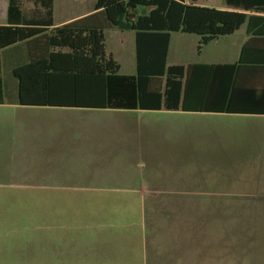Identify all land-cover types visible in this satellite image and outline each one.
<instances>
[{
    "label": "crops",
    "instance_id": "crops-1",
    "mask_svg": "<svg viewBox=\"0 0 264 264\" xmlns=\"http://www.w3.org/2000/svg\"><path fill=\"white\" fill-rule=\"evenodd\" d=\"M77 1L76 14L58 20L53 14L55 27L96 13L93 0ZM223 4L219 10L231 11ZM26 5L35 7L32 0H20L21 10ZM7 9L8 0H0V26L7 25ZM246 14L247 24L200 50L198 36L170 34L166 66L194 67L187 71L183 108L177 111L19 106L12 69L68 50L50 47L46 35L0 50V72L7 70L8 78L14 79L6 83L0 76L4 90L0 109L6 108L0 112V137L8 144L0 149L5 160L2 166L24 178L32 177L20 187L36 190L34 199L143 201L153 212H159L156 206L163 201L264 200V177L246 180H252L256 195L245 192L237 197L212 192L213 182H195L188 175L165 178L168 168L192 167L180 158L191 157L197 148L192 141L204 125L211 131L206 135L211 150L222 152L226 140L242 142L239 147L253 150L255 159L264 165V14ZM105 37V55L119 66L118 74L135 76V35H111L114 51L109 54ZM231 130L238 135L228 137ZM159 173L163 179L157 178ZM92 229L76 239L77 263L152 264L151 236L143 235L135 247L128 235H116L106 226ZM156 230L154 237L162 240L161 229Z\"/></svg>",
    "mask_w": 264,
    "mask_h": 264
},
{
    "label": "rangeland",
    "instance_id": "rangeland-1",
    "mask_svg": "<svg viewBox=\"0 0 264 264\" xmlns=\"http://www.w3.org/2000/svg\"><path fill=\"white\" fill-rule=\"evenodd\" d=\"M77 2L55 0V18L76 14ZM223 2L198 0L197 5L218 9ZM24 10L31 16L34 13L29 5ZM120 33L114 28L103 31L107 54L114 51L111 35H134ZM0 76L6 83L14 81L7 70ZM205 127L197 130V139L192 141L197 148L191 157L180 158L192 167L168 168L165 178L188 175L195 182H213L212 192L256 195L252 180L246 181L264 177V165L255 159V152L244 151L239 147L243 143L234 140H226L222 152L211 150L207 143L211 131ZM237 135L235 130L227 132L228 137ZM0 142V149L8 146L1 137ZM2 161L0 157V264H79L77 237L104 226L116 235H128L135 247L143 235L151 236L152 264H264V200L163 201L156 206L159 212H153L143 201L34 199L36 190L20 187L32 177L15 174ZM162 175L157 178L163 179ZM217 184L223 187L214 188ZM103 211L107 215L102 216ZM156 229H161L162 240L154 237Z\"/></svg>",
    "mask_w": 264,
    "mask_h": 264
},
{
    "label": "trees",
    "instance_id": "trees-1",
    "mask_svg": "<svg viewBox=\"0 0 264 264\" xmlns=\"http://www.w3.org/2000/svg\"><path fill=\"white\" fill-rule=\"evenodd\" d=\"M32 1L31 16L20 0H8L0 50L46 35L50 47L68 52L12 69L19 106L177 111L183 108L187 71L194 67L166 66L170 34L198 36L200 50L247 24L246 13L264 14V0H224L231 11L198 6V0H93L94 15L55 27L53 0ZM112 28L135 35V76H120L119 66L105 55L103 31ZM3 99L0 79V104Z\"/></svg>",
    "mask_w": 264,
    "mask_h": 264
}]
</instances>
